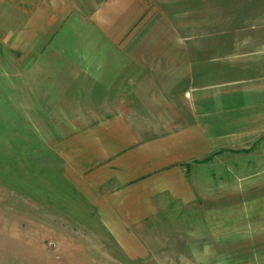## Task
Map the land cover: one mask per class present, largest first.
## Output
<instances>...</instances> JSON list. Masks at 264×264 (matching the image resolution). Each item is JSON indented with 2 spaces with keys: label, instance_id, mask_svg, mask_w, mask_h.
<instances>
[{
  "label": "crops",
  "instance_id": "1",
  "mask_svg": "<svg viewBox=\"0 0 264 264\" xmlns=\"http://www.w3.org/2000/svg\"><path fill=\"white\" fill-rule=\"evenodd\" d=\"M155 5L153 0H44L17 26L13 49L23 61L17 62V80L33 93L36 111L55 109L38 111L37 117L67 125L55 150L115 246L135 263L196 264L199 209L216 200L203 197L196 158L228 156L264 135L234 132L242 128H232L225 104L218 111L214 99H202L210 91L196 89V51L184 52L181 41L180 51L169 50L179 39L169 36V15L154 19ZM185 59L194 60L187 72ZM132 65L140 71L164 68L166 74L140 80ZM141 84L151 85L145 95L167 93V103L137 95L145 90ZM257 165V176L249 174L241 187L258 180L260 189L264 160ZM186 252L191 257L180 254Z\"/></svg>",
  "mask_w": 264,
  "mask_h": 264
},
{
  "label": "rangeland",
  "instance_id": "2",
  "mask_svg": "<svg viewBox=\"0 0 264 264\" xmlns=\"http://www.w3.org/2000/svg\"><path fill=\"white\" fill-rule=\"evenodd\" d=\"M42 3L0 0V264H145L131 262L115 246L96 208L68 180L64 160L55 150L67 125L37 117L38 111L55 109L36 111L30 102L33 93L23 91V80L21 85L17 80V62H23L13 49L17 26ZM153 3L159 5L153 9L154 19L169 15V36L179 39L169 50L180 51L181 41L184 52L196 51V89L210 91L202 99H214L218 111L225 104L223 110L233 114L232 128H242L234 132L264 135V0ZM193 61L185 59L186 72ZM131 67L140 80L166 74L164 68ZM141 87L145 90L137 95L167 103V93L145 95L151 85ZM213 156L218 157L210 161ZM257 159L264 160V137L228 156L221 152L196 158L203 197L216 199L199 209L196 264H264V220L259 219L264 181L261 190L258 180L241 187L242 179L258 173ZM206 212L217 215L208 219Z\"/></svg>",
  "mask_w": 264,
  "mask_h": 264
}]
</instances>
